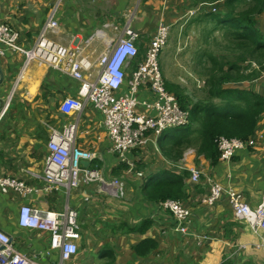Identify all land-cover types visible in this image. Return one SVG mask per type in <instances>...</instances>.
Listing matches in <instances>:
<instances>
[{"label":"crops","instance_id":"1","mask_svg":"<svg viewBox=\"0 0 264 264\" xmlns=\"http://www.w3.org/2000/svg\"><path fill=\"white\" fill-rule=\"evenodd\" d=\"M221 7L222 1L207 0H0V24L21 32L19 43L31 48L52 18L58 24L52 40L69 48L90 41L87 52L95 60L126 27L141 37L138 47L143 55L161 24L173 28L193 13H200V18L213 8L220 12ZM254 21L264 35V10ZM211 34L205 44L215 38L224 53L226 44L219 42L223 33L219 31V37L213 38ZM204 52L207 56L202 57ZM214 54L203 51L196 54L199 59L192 55L187 60L184 71L194 72L192 81L199 88L205 86L203 71L210 66L208 56ZM181 67L175 63L169 75L182 91L187 81ZM23 68L22 54L0 46V177L30 188L27 193L0 189V230L11 237L19 252L40 264H264V231L256 232L237 220L229 197L230 191L236 192L245 204L255 207L264 195V113L251 136L255 145L237 152L229 163L210 152H200L196 123L168 129L159 137L150 134L145 145L129 150L127 160L122 161L112 152L104 116L92 103L87 102L78 115L61 111L66 98L78 96L80 81L39 62ZM131 74L128 70L117 96L129 94ZM95 77L93 72L90 78ZM236 87L253 90L264 99V69L254 81L225 85ZM199 91L185 92L193 101L185 100L204 101V93ZM137 97L155 100L146 87ZM137 112L155 115L144 106H138ZM75 121L77 146L93 155L88 167L97 169L106 180H122L123 200L99 183L81 185L71 193L64 188L46 190L44 167L52 132ZM192 170L200 172L198 182L191 180ZM185 172L189 177L183 176ZM209 179L224 189L213 205L204 202L210 193ZM180 180L182 201L191 211L185 233L177 231L173 217L158 207L162 188ZM25 206L48 212L68 207L78 212L79 250L73 260L61 263L60 253L50 247L49 233L20 226V211ZM148 247L151 249L146 251Z\"/></svg>","mask_w":264,"mask_h":264},{"label":"built area","instance_id":"2","mask_svg":"<svg viewBox=\"0 0 264 264\" xmlns=\"http://www.w3.org/2000/svg\"><path fill=\"white\" fill-rule=\"evenodd\" d=\"M216 9L214 8L213 11ZM58 24L52 18L42 27L36 42L31 48L19 43L21 32L8 24H0V46L11 52L22 54L25 70L31 63L39 62L54 69L68 73L80 81L81 87L77 97L66 98L60 105L65 114H80L87 102L92 103L104 116V127L112 142V152L126 161L129 150L143 146L150 134L161 135L168 129L187 127L191 123L188 109H184L178 98L165 88V80L159 66V57L167 45L170 27L161 24L155 36L149 41L143 55L140 54L138 33L126 27L123 35L112 40L97 59L87 52L90 41L83 45L69 48L51 39ZM128 70H132L129 94L117 96L116 92L123 85ZM96 72L95 79L90 75ZM146 87L155 96L154 101L138 100V93ZM138 106H144L154 116H146L137 112ZM5 111V110H4ZM4 113V112H3ZM78 123L72 122L61 130L54 129L48 142V156L44 167L46 190L64 188L67 193L81 185L99 183L117 198L125 197L122 180L114 178L106 180L97 169L83 165L91 162L93 155L80 149L76 144ZM220 153L219 160L229 163L235 154L253 147L252 138H228L221 136L216 140ZM134 167V166H133ZM200 172L191 171V180L198 182ZM210 181V193L204 200L209 205L215 204L224 189L214 179ZM0 188L6 192L10 189L24 193L30 191L23 182L0 177ZM234 216L237 220L248 223L254 231H264V195L255 207L245 204L242 196L229 192ZM163 212L169 213L177 231L185 233L189 224L191 211L180 200L166 199L158 204ZM20 226L24 229H35L50 234V247L60 253L61 263L73 260L78 254L79 239L78 212L65 208L62 212H48L22 207ZM0 264H40L19 252L13 245L11 237L0 230Z\"/></svg>","mask_w":264,"mask_h":264},{"label":"trees","instance_id":"3","mask_svg":"<svg viewBox=\"0 0 264 264\" xmlns=\"http://www.w3.org/2000/svg\"><path fill=\"white\" fill-rule=\"evenodd\" d=\"M218 1H222L220 12L208 11L200 16L199 21L214 24L213 29L223 33L226 49L220 57L208 56L210 66L203 71L207 79L201 89L205 100L189 103L183 96L178 100L184 109L190 111L191 123L198 124L195 132L202 146L200 152H210L219 159L216 140L221 136L242 140L251 138L259 117L264 113V99L255 91L225 88L228 83L254 81L264 69V35L255 27L254 21V17L264 10V0H207L208 3ZM203 56H207L206 52ZM253 64L255 68H252ZM189 175L185 172L183 176ZM162 189L161 201L169 198L182 201L184 197L182 180Z\"/></svg>","mask_w":264,"mask_h":264},{"label":"rangeland","instance_id":"4","mask_svg":"<svg viewBox=\"0 0 264 264\" xmlns=\"http://www.w3.org/2000/svg\"><path fill=\"white\" fill-rule=\"evenodd\" d=\"M199 15L200 13H193L190 16L185 17L179 24H177L173 28L170 27L167 45L159 57V66L165 80L166 90L175 96H183L191 101H193V98L191 99L186 97L185 92L196 94L197 91L201 90L202 88L198 87L199 84L196 81H192L194 72L190 71L191 68H189L190 72L186 73V71H184V68H187V60L189 61L192 55L197 58L196 54L203 51L213 52L215 53V57H220L219 54L223 53V51L219 50V45L215 42V38L211 37H219L217 35V32L219 31L213 29L214 24H205L202 21H198ZM211 31L213 32L210 35V38L213 39H211L210 43L205 44L204 39ZM219 40V42H223V40ZM175 63H180L182 65L181 70L184 73L183 76L186 77L185 81L187 82L186 84H184L183 92H181V90L177 87L179 82L174 84L171 83V81H173V78L172 75H169V73H171L170 71L172 70ZM197 78L199 79V77Z\"/></svg>","mask_w":264,"mask_h":264},{"label":"clouds","instance_id":"5","mask_svg":"<svg viewBox=\"0 0 264 264\" xmlns=\"http://www.w3.org/2000/svg\"><path fill=\"white\" fill-rule=\"evenodd\" d=\"M213 9H214V8H213ZM213 9H212V12H216V11H217L216 8H215V9H216L215 11H213ZM169 27H170V26H169ZM255 67H256V65L253 64L252 68H255ZM4 110H5V109H4ZM4 112H5V111H4ZM190 124H191V123H190ZM182 128H183V127H182ZM164 132H165V131H164ZM164 132H163V133H164ZM159 136H160V135H159ZM159 136H158V137H159ZM84 162H85V161H84ZM86 162H88V161H86ZM86 167H88V166H86ZM123 183H124V182H123ZM124 187H125V185H124ZM0 189H1V188H0ZM1 190H2V189H1ZM10 190H11V189H10ZM3 192H4V191H3ZM125 195H126V193H125ZM124 198H125V197H124ZM124 198H123V199H124ZM123 199H120V200H123ZM169 199H170V198H169ZM174 200H175V199H174ZM163 201H164V200H163ZM19 224H20V223H19ZM11 241H12V239H11Z\"/></svg>","mask_w":264,"mask_h":264},{"label":"water","instance_id":"6","mask_svg":"<svg viewBox=\"0 0 264 264\" xmlns=\"http://www.w3.org/2000/svg\"><path fill=\"white\" fill-rule=\"evenodd\" d=\"M2 80H3V77L1 76V81H2ZM0 83H1V82H0ZM87 164H89V162H86V161L83 162V165H84V166H88Z\"/></svg>","mask_w":264,"mask_h":264}]
</instances>
